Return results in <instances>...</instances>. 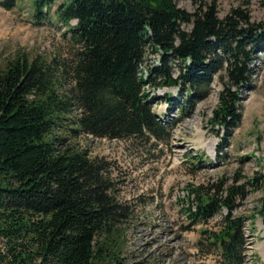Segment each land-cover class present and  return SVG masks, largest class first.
<instances>
[{
  "label": "trees",
  "instance_id": "1",
  "mask_svg": "<svg viewBox=\"0 0 264 264\" xmlns=\"http://www.w3.org/2000/svg\"><path fill=\"white\" fill-rule=\"evenodd\" d=\"M195 1L192 11L177 0H68L56 7L77 45L66 98L79 109L72 131L166 142L217 74L221 89L208 122L216 156L224 153L241 119V93L251 89L254 63L264 56V19L251 21L241 7L218 17L217 0ZM33 2L41 12L44 0ZM147 51L157 60L140 68ZM51 75L43 58L21 53L0 65V264H121L114 226L123 213L110 194L107 166L85 149H59L64 139L54 131L64 103ZM163 87L176 88L164 94L176 119L152 110L154 91ZM235 181L222 194H196L186 209L192 223L221 214L219 229L203 243L217 251L215 264H246L248 217L232 214L244 186ZM259 203L264 234V194Z\"/></svg>",
  "mask_w": 264,
  "mask_h": 264
},
{
  "label": "rangeland",
  "instance_id": "2",
  "mask_svg": "<svg viewBox=\"0 0 264 264\" xmlns=\"http://www.w3.org/2000/svg\"><path fill=\"white\" fill-rule=\"evenodd\" d=\"M33 1L8 0V7L0 5V65L21 53L43 58L52 67L50 81L64 103L54 131L64 139L58 147L85 149L89 158L100 159L107 166L110 194L123 213L114 226L120 263L215 264L217 251L203 243L207 233L219 229L221 214L192 223L186 209L194 206L196 194H222L225 185L236 179L235 184H243L244 195L235 198L232 214L248 217L243 227L246 264H264L263 226L256 216L264 194V56L259 54L254 63L251 89L241 93V119L221 156H216L217 138L208 122L221 89L217 74L208 94L170 129L166 142L94 137L71 130L77 129L73 121L79 109L66 98L71 97L69 72L77 45L56 15V7L68 0H44L39 13ZM195 2L177 0V5L192 11ZM233 7L246 9L253 22L264 19V0H217L218 17ZM155 57L147 51L140 68L150 66ZM175 92V87L154 91L152 110L160 119L177 118L175 107L168 109L164 99L165 93Z\"/></svg>",
  "mask_w": 264,
  "mask_h": 264
}]
</instances>
